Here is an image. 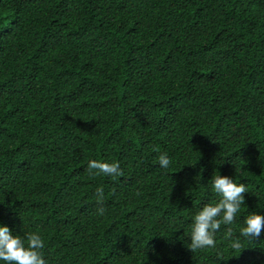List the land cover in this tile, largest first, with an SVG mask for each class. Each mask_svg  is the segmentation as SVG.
<instances>
[{
	"label": "trees",
	"instance_id": "obj_1",
	"mask_svg": "<svg viewBox=\"0 0 264 264\" xmlns=\"http://www.w3.org/2000/svg\"><path fill=\"white\" fill-rule=\"evenodd\" d=\"M90 160L123 175L89 176ZM214 175L248 192L193 252ZM250 213L264 216V0H0V226L39 234L46 264H264V231L240 235Z\"/></svg>",
	"mask_w": 264,
	"mask_h": 264
},
{
	"label": "clouds",
	"instance_id": "obj_2",
	"mask_svg": "<svg viewBox=\"0 0 264 264\" xmlns=\"http://www.w3.org/2000/svg\"><path fill=\"white\" fill-rule=\"evenodd\" d=\"M170 159L166 153L159 156V164L167 169ZM89 176H109L116 179L123 175L119 163H109L99 160H90L87 165ZM213 191L219 196L218 202L207 204L198 211L192 221L188 247L194 252L198 249L216 247L215 233L221 225H232L244 204V193L248 189L243 183L237 184L227 176L214 175L211 180ZM96 201L102 205L104 193L102 188L96 189ZM104 208L98 207V214H103ZM264 231V216L250 213L244 219V226L240 228V235L249 241L258 238ZM226 238L231 240L230 247L234 250L241 248L239 239L232 240V230L229 228L225 233ZM44 241L37 233H28L22 239L19 235H13L6 226H0V261L4 264H46L42 249Z\"/></svg>",
	"mask_w": 264,
	"mask_h": 264
}]
</instances>
